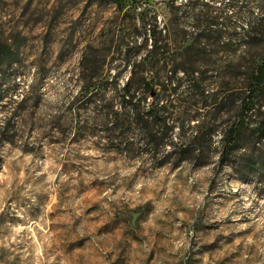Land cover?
Masks as SVG:
<instances>
[{
    "label": "rangeland",
    "instance_id": "obj_1",
    "mask_svg": "<svg viewBox=\"0 0 264 264\" xmlns=\"http://www.w3.org/2000/svg\"><path fill=\"white\" fill-rule=\"evenodd\" d=\"M132 24L106 2L0 0V43L18 47L0 67V123L17 115L0 133V264H264V141L242 179L216 155L202 165L170 145L126 157L113 137L123 131L98 121L94 73L125 81ZM207 110L187 121L169 109L172 142L187 126L218 130L225 117Z\"/></svg>",
    "mask_w": 264,
    "mask_h": 264
},
{
    "label": "trees",
    "instance_id": "obj_2",
    "mask_svg": "<svg viewBox=\"0 0 264 264\" xmlns=\"http://www.w3.org/2000/svg\"><path fill=\"white\" fill-rule=\"evenodd\" d=\"M94 1L113 4L115 12L124 11L133 21L130 45L121 60L125 81L118 83V71L109 76L94 73L98 121L109 125L108 132L123 131L113 136L117 151L126 157L156 159L170 145L168 155L189 161L203 158L202 165L216 155L220 167L245 178L259 159L253 149L264 141V0ZM258 46L260 52L255 51ZM17 50L0 43V67L11 65ZM12 86L2 95L11 97ZM235 90L240 91L237 97L231 93ZM151 93L176 97L184 104L139 99ZM208 107L212 110L202 116L225 117L218 130L187 126L172 142L167 133L174 120L169 109L187 113L188 121L199 120V109ZM15 109L0 123V133L14 132ZM9 137L5 139L11 141Z\"/></svg>",
    "mask_w": 264,
    "mask_h": 264
}]
</instances>
